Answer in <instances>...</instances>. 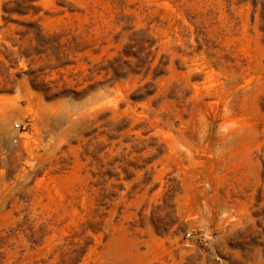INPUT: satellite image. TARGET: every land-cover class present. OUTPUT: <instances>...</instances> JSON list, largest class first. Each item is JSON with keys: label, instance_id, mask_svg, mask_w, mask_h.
I'll use <instances>...</instances> for the list:
<instances>
[{"label": "rangeland", "instance_id": "obj_1", "mask_svg": "<svg viewBox=\"0 0 264 264\" xmlns=\"http://www.w3.org/2000/svg\"><path fill=\"white\" fill-rule=\"evenodd\" d=\"M0 264H264V0H0Z\"/></svg>", "mask_w": 264, "mask_h": 264}]
</instances>
